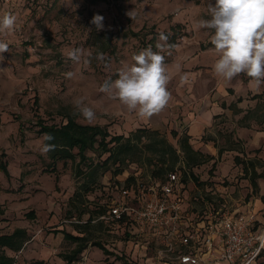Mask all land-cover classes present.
<instances>
[{
    "label": "rangeland",
    "instance_id": "374dc122",
    "mask_svg": "<svg viewBox=\"0 0 264 264\" xmlns=\"http://www.w3.org/2000/svg\"><path fill=\"white\" fill-rule=\"evenodd\" d=\"M14 2L4 3L0 0V15L12 12L17 16L16 31L8 36H0L9 44V51L3 54L4 59L0 61V155L5 153L1 157L7 162L10 172L7 177L0 171V203L4 209L0 218V235L23 228L29 236L19 252L6 251L14 257L13 264H39L40 260L48 264H66L61 263L59 257L69 254L77 243L59 234L62 230L52 229L63 225L65 232L67 229L69 232L81 230L92 242L115 249L107 258L98 257V247L89 243L84 255L80 254L73 264H126V255L122 252L126 248L123 233L114 237L100 223L86 224V221L90 215L97 214L100 204L105 205L108 200L107 190L114 181L116 169L151 173L156 163L149 164L145 156L142 163L128 160L106 169L102 163L109 154L100 157L89 152L101 168L97 183L87 192L84 185L89 177L77 175L79 156L54 162L49 153L41 154L45 141L37 125L38 119L47 124L61 125L67 122V116H72L82 124L106 127L111 135L129 136L137 128L131 132L120 122L123 114H113V111L123 112V109L127 112V108L118 99L101 92L100 86L109 78L117 79L119 70L131 66L134 63L132 57L141 50L151 46L153 51H157L160 33L168 37L170 45L173 38L176 42L181 41L182 36H195L198 28L194 27L193 30L188 25H199L200 20L210 19L208 5L214 4L215 0H102L95 4L87 0ZM129 12L132 13L131 17L127 15ZM96 14L104 17V28L99 31L90 23ZM131 30L138 32L139 36H132ZM102 31L114 33L116 49L113 56L105 53L106 60L98 61L91 38L94 32ZM153 35L155 41L149 42ZM74 47L92 53L89 67L84 68L82 64L67 58V52ZM162 54L165 63L170 62L171 50L170 54L168 51ZM68 72L74 73L71 79L65 76ZM260 91L264 92V88ZM79 97H84L85 103L95 112V119L91 123L77 114L74 100ZM250 99L253 100L252 97ZM254 103L256 106L248 109L254 110L251 123L262 130L264 97L256 99ZM143 127L149 128L148 125ZM169 131L160 132L178 146V138L170 128ZM246 143L244 140L237 142L233 134L231 142L226 143L221 139L216 143L217 148L232 146L238 149L230 150L231 154L225 156L220 172L225 174L229 170V174L221 176V181L217 183L227 193L229 189L234 191L236 188V192L232 193L234 196L242 191L246 193L250 188L249 185L244 186L248 183L243 172L244 164L255 161L261 170L260 161L264 163L263 144L251 149ZM236 156L242 162L234 161L230 166V160ZM220 161L218 159L214 163L210 160L193 168L192 172L198 176V185L203 187L205 183H215L213 178L218 175L216 172L219 171ZM81 169L87 170V165H81ZM115 195L118 194L115 192ZM260 225L264 226L263 223ZM262 254L256 264H264V252ZM130 257L135 264H149L155 259L151 256L142 262L139 256Z\"/></svg>",
    "mask_w": 264,
    "mask_h": 264
},
{
    "label": "crops",
    "instance_id": "0c3cea01",
    "mask_svg": "<svg viewBox=\"0 0 264 264\" xmlns=\"http://www.w3.org/2000/svg\"><path fill=\"white\" fill-rule=\"evenodd\" d=\"M14 3L20 4L19 0ZM193 25L194 26H188L193 30L195 29L194 27L198 28L197 30L199 32L197 33L195 31L196 35L189 38L187 37L184 42L177 40L174 44L175 47L171 49L172 56L170 62L165 63L172 74V79L168 84V90L171 93V100L166 108L159 114L154 115L147 120L140 119L135 112H129L128 110L126 112L124 109L123 112L113 111V114H123L122 121L120 122L124 127L129 128L131 132L135 130V128L138 129L148 125L149 128L151 127L162 132H165L166 130L169 131L170 128L172 134L173 131H177L180 135L186 133L191 136V142L195 149L211 155L214 163H216V160L221 159L218 163L219 171L216 172L218 175L213 178L215 182L214 184L209 185V183H205V185L201 187L198 185L199 180L189 176L190 179L187 182L188 186L184 192L185 205L188 214L194 218H196V215L202 214L206 219L211 212L219 214L228 213L234 216L255 213L256 221L252 226V230L255 233H260L264 229V226L260 225V223L264 224V203L261 199V197L264 196V179L259 178L257 180L259 189L255 190L249 175L243 170L244 176H247L248 178V183L244 184V186L249 185L250 188L247 189L246 193H244L245 191H242L241 194L239 193L234 196L232 193L236 192V188L232 186L234 191H230L229 189V193H227L228 191L222 189V186H219L217 183L221 181V176L225 177V174H229V170L225 174H222L220 172V166L221 163L226 160L225 156H229L232 151L227 149L220 154L219 150L222 147L217 148L216 143L221 139L224 142L228 139L231 141L233 134V139L236 141H247L246 146H249L251 149L260 144H263L264 146L263 129L261 130L258 125L251 123V121L249 127L240 126L238 123V121L248 112L249 108H254L256 106L254 101L258 98H254V96L263 93L260 90H262L264 86L262 84L257 90L250 81V78L245 74H240L231 81H226L223 78L218 77L213 71V65L219 58V54L211 44L210 38L213 34V30L201 28L196 24ZM184 75H187L188 77L187 82H182L181 80V77ZM250 97H252L253 100H248ZM232 104H236L237 108L241 109L242 112L235 114L233 109H231ZM133 113L135 115H133ZM134 122H136V126L133 125ZM227 133L229 135H227ZM262 158L264 159V156H262ZM239 159L241 160L239 156H236L234 157V160H230V166L231 162H237ZM260 163L262 165L264 164L261 161ZM256 167L259 172L263 170L262 167V169L259 170L257 164ZM2 173L4 172L2 171ZM134 173L135 171L129 172L127 169L122 170L116 175L113 173L115 176L114 181L109 185L107 190L108 200L105 201V205H103V203L99 205V211L97 214L90 215L86 224L100 223L104 226V229L106 228L114 237H117L116 234L122 232L125 236V239L123 240L126 248H124L122 252L126 255V264H135L132 262L130 256H132V258L139 256L142 258V262H144L146 258L153 256L155 259L153 258L154 260L149 264H180L179 262H168L158 258L157 251L159 247V238L155 235L152 228H142L129 218H126L123 221L113 222L100 220V216L108 211L107 203L112 198L116 197L115 192L118 194L115 187L116 184L122 185L131 182L135 179ZM192 173L198 178L194 172ZM77 227L79 228V226H76V228ZM52 229L62 230L59 234L65 239L77 243V247L69 254L59 257L61 263L66 262V264H73L80 254L87 251L89 243H91L90 245L98 247V251H96L97 255L99 254L98 257L105 256V258H107L112 254L111 252L115 250L109 246L105 247L99 242H92L84 232H81V230L77 231L75 229L76 231L69 232V229H67L65 232L63 225ZM73 236L80 238L83 237V239L89 238V240L79 241L73 239ZM83 243L85 247L77 252L75 258L70 261V257L72 258L74 256L75 251L80 249V246ZM129 245H132L130 249ZM116 253L118 252L116 251ZM45 263L48 264L47 262ZM219 264L229 263L222 262Z\"/></svg>",
    "mask_w": 264,
    "mask_h": 264
},
{
    "label": "clouds",
    "instance_id": "9594fccd",
    "mask_svg": "<svg viewBox=\"0 0 264 264\" xmlns=\"http://www.w3.org/2000/svg\"><path fill=\"white\" fill-rule=\"evenodd\" d=\"M210 19L200 20L199 27L213 30L211 44L219 54L213 65L214 73L226 81H231L240 74H245L258 90L264 84V0H215L208 5ZM130 17L132 13H127ZM104 17L96 14L90 21L96 29L102 30ZM17 16L12 12L0 15V36H8L16 31ZM91 31V29H88ZM168 37L159 34L156 43L157 51L149 46L135 54L134 63L119 70L118 78L105 80L100 91L124 105L129 112H135L143 120L162 112L169 101L171 93L168 84L172 74L165 64L162 54L175 47L167 43ZM9 51V44L0 39V61L4 53ZM67 58L84 68L91 65L93 55L83 48L74 47L67 52ZM95 59L106 60L103 52H97ZM71 79L73 72L65 73ZM187 82L188 77H181ZM77 114L87 122L95 119V112L85 103L84 97L74 100ZM54 137L45 133L44 141H51ZM55 144L43 143L41 154L55 150Z\"/></svg>",
    "mask_w": 264,
    "mask_h": 264
},
{
    "label": "built area",
    "instance_id": "2783aa9c",
    "mask_svg": "<svg viewBox=\"0 0 264 264\" xmlns=\"http://www.w3.org/2000/svg\"><path fill=\"white\" fill-rule=\"evenodd\" d=\"M181 41H186V37L182 36ZM134 176L129 183L116 184L118 196L107 203L108 211L100 220L129 218L142 228H152L159 238L160 260L180 264H254L262 255L264 229L260 233L252 230L255 213L234 216L211 212L206 219L202 214L194 218L188 214L184 198L190 177L184 180L180 171H172L160 178L141 170L135 171Z\"/></svg>",
    "mask_w": 264,
    "mask_h": 264
},
{
    "label": "trees",
    "instance_id": "16d2710c",
    "mask_svg": "<svg viewBox=\"0 0 264 264\" xmlns=\"http://www.w3.org/2000/svg\"><path fill=\"white\" fill-rule=\"evenodd\" d=\"M87 1L95 4L102 0ZM129 32L132 36H139L138 32L133 30ZM113 35L114 33L110 31H102L100 33L94 32L91 38V46L94 48V52L97 53L99 51L113 56L116 49V45L113 42ZM150 41H155L154 35L149 42ZM174 44L175 40L173 38L171 45ZM263 97L264 92L254 96V98L259 99ZM231 109H233L235 114L242 112L241 109L237 108L236 104H232ZM253 114L254 110H249L243 118L238 121L239 125L249 127L250 121L254 117ZM37 125L39 126L40 133H49L54 137L51 141H45L46 143L55 144L56 146L54 151L49 152L54 162L57 160L66 161L72 158L75 159L76 156H79L80 166L77 170V175L89 177L84 185L86 191H90L97 183L101 168V165L95 162L92 156L88 154L89 152H94L100 157L106 153L109 154L102 163V166L106 169H109L112 165L123 164L128 160L142 163L143 157L146 156L145 158H147L149 164L156 163V166L151 172L155 177L163 178L169 172L180 171L184 180H188L189 176L198 180L192 173L193 168L206 164L213 159L211 155L205 154L194 148L191 142V136L186 133L180 135L177 131H173V135L178 138V146H175L160 131L152 130L147 127L138 128L129 136L123 134L111 135L106 127L82 124L72 116H67V122L61 125L47 124L44 120L39 118ZM229 142H231L230 139L226 141V143ZM227 149L238 150L235 147L227 146L220 148L219 153L222 154ZM75 150H77V153H75ZM2 154L4 155L5 153ZM2 154L0 155V170L9 177L10 173L6 162L3 161V157H1ZM238 161L241 160L239 159ZM83 164L87 165V170L81 169V165ZM262 168L263 170L259 172L255 162L252 161L244 164V170L246 174L249 175L255 190L259 189L257 180L259 178L264 179V164ZM121 171L122 169H116L114 174L116 175ZM77 196L79 195L77 194ZM261 199L264 203V196H262ZM2 214H4V209L1 208L0 204V218ZM31 215L34 216V213H31ZM27 236L26 230L21 228H17L11 234L0 235V264H13L15 262L14 257L7 254L6 249L18 252L27 240ZM72 238L79 241L89 240V238L83 239V237L80 238L75 236ZM84 247L83 243L80 249L75 251L74 256L72 258L70 257V261H72L76 253ZM38 262L39 264H46L44 261Z\"/></svg>",
    "mask_w": 264,
    "mask_h": 264
}]
</instances>
